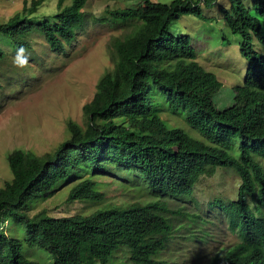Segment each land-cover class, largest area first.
I'll list each match as a JSON object with an SVG mask.
<instances>
[{"label": "trees", "instance_id": "trees-1", "mask_svg": "<svg viewBox=\"0 0 264 264\" xmlns=\"http://www.w3.org/2000/svg\"><path fill=\"white\" fill-rule=\"evenodd\" d=\"M44 1H25L0 20V64L10 50H30L33 33L63 55L84 29L87 0H57L54 13L39 15ZM214 4L247 60L222 108L213 100L222 83L197 61L190 35L170 30L183 14L207 19L202 6ZM106 13L114 28L125 27L109 42L113 66L82 106L85 126L67 120L69 137L52 151L6 155L12 178L0 186V264H38V249L48 253L45 264H104L124 249L133 263L169 264L157 256L179 226L171 214H184L170 203L196 201V182L217 167L240 178L236 199L209 201L227 212L239 239L203 264H264V0H133ZM120 179L143 185L144 199L118 203L99 189ZM65 187L67 201L95 208L58 217L35 209Z\"/></svg>", "mask_w": 264, "mask_h": 264}, {"label": "rangeland", "instance_id": "rangeland-1", "mask_svg": "<svg viewBox=\"0 0 264 264\" xmlns=\"http://www.w3.org/2000/svg\"><path fill=\"white\" fill-rule=\"evenodd\" d=\"M25 1L30 2L0 0V20L4 21L20 11ZM132 1L87 0L84 29L76 34L71 45L66 46V53L57 55L55 51H50L43 37L33 33L32 48L25 52L28 56L27 67L19 68L14 64L13 58L17 51L13 50H10L12 57L0 64V186L12 178L6 159L8 152L17 148L36 154L52 151L69 137L67 120L85 126L87 117L82 106L91 99L98 78L113 66L109 42L112 36L122 33L125 27L124 24L114 28L108 21L106 10L108 7H123ZM56 2L45 0L39 6L38 14L54 13L57 10ZM202 13L207 19L187 14L179 16L172 21L170 30L190 35V42L197 51V61L222 83L213 96L217 106L222 108L232 103L233 86L242 84L247 60L240 51L241 36L230 31L225 20L220 17L217 6L203 5ZM254 47L259 48L257 41ZM222 98H225L224 101ZM163 116L171 124L184 125L173 114L164 113ZM187 130L193 131L190 128ZM97 179L104 182L109 178ZM239 183L240 178L232 168L217 167L214 174L202 176L196 182L193 192L196 201L193 202L192 198L186 202L172 201V208L178 205L184 207V214H171L177 218L179 226H183H178L168 247L157 257H166L169 264H203L215 252L235 243L239 239L236 231L229 229L226 215L218 207L210 206L209 201L218 197L235 199ZM99 189L106 196H113L118 203L144 199L143 185L130 184L122 179ZM66 191L65 187L47 197L35 209L45 207L49 215L58 217L95 208L90 203L93 201H67ZM123 193L126 195L123 196ZM188 212L198 213L201 221H192ZM49 260L48 253L38 249L37 263L45 264ZM104 264L137 263L128 259V252L124 249Z\"/></svg>", "mask_w": 264, "mask_h": 264}, {"label": "clouds", "instance_id": "clouds-1", "mask_svg": "<svg viewBox=\"0 0 264 264\" xmlns=\"http://www.w3.org/2000/svg\"><path fill=\"white\" fill-rule=\"evenodd\" d=\"M25 52H26V50L23 48V47H21V48H19L18 50H17V54H16V56L13 58V62H14V64L17 66V67H19V68H24V67H27V65H28V56L25 54ZM237 197V196H236ZM236 199V198H235ZM220 209V208H219ZM221 210V212L223 213V214H225L226 215V218H227V226L229 227V229L230 230H232V231H234L233 229H231L230 228V224H229V220H228V214H227V212L225 211V210H222V209H220ZM236 231V230H235ZM237 233V232H236ZM238 235V234H237ZM238 241V240H237ZM236 241V242H237ZM234 244V243H233ZM168 262H169V260H168Z\"/></svg>", "mask_w": 264, "mask_h": 264}]
</instances>
